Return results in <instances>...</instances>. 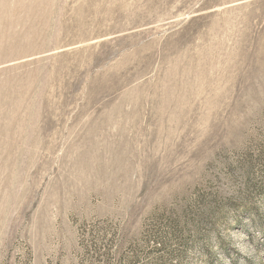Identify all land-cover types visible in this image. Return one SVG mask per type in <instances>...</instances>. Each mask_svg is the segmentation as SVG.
Returning a JSON list of instances; mask_svg holds the SVG:
<instances>
[{"label":"rangeland","instance_id":"rangeland-1","mask_svg":"<svg viewBox=\"0 0 264 264\" xmlns=\"http://www.w3.org/2000/svg\"><path fill=\"white\" fill-rule=\"evenodd\" d=\"M0 264H264V0H0Z\"/></svg>","mask_w":264,"mask_h":264}]
</instances>
